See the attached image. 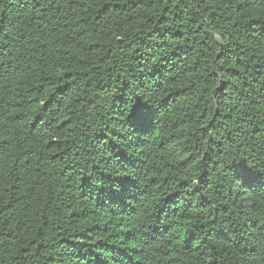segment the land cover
<instances>
[{"label": "trees", "instance_id": "16d2710c", "mask_svg": "<svg viewBox=\"0 0 264 264\" xmlns=\"http://www.w3.org/2000/svg\"><path fill=\"white\" fill-rule=\"evenodd\" d=\"M0 8V132L18 153L3 161L0 264H264L256 255L264 230L247 221L250 204L233 223L240 201L232 174L221 180L217 168L229 149L264 162V19L239 14L235 0H0ZM121 66L163 105L152 136L135 147L143 195L134 212L82 196V171L72 179L101 147L106 90L119 86ZM197 181L223 190L213 191L212 208L200 207L208 193ZM145 213L162 238L151 247L143 241L152 231L141 236L137 221ZM200 217L214 224L180 223ZM206 232L215 253L202 247Z\"/></svg>", "mask_w": 264, "mask_h": 264}, {"label": "snow or ice", "instance_id": "6c2138e0", "mask_svg": "<svg viewBox=\"0 0 264 264\" xmlns=\"http://www.w3.org/2000/svg\"><path fill=\"white\" fill-rule=\"evenodd\" d=\"M106 2L111 3L112 0H106ZM117 2L127 3V0H117ZM235 2L239 14L250 15L252 19L256 20L264 19V0H235ZM79 3L94 4L96 0H79ZM2 11L3 9L0 8V12ZM256 11H259L261 15H253ZM2 32L3 28L0 27V33ZM217 43H220L219 39H217ZM222 47L225 48V56L230 58V54L227 53L230 42L225 41ZM4 51V44L0 43V76L3 75L5 68ZM140 71L143 72L144 69L141 68ZM119 72L124 77L117 79L116 84L119 86L115 87L114 91L112 87L106 90L107 96L104 104H107L111 110L100 116L103 127L98 128L100 134L96 140L101 147L86 153V158L81 159L75 166L79 171L75 172L72 179L75 181L76 177H80L82 171L84 175L80 177L79 188L82 196L89 200L95 199L101 207L111 209L113 206H117L121 211L131 208L134 212L132 201L136 200L138 195H143L139 187L141 179V169L137 167L139 160L138 157L133 158L135 147L148 142L147 138L151 137L156 129L159 112L163 105L156 106L157 93L143 78L138 77L135 72H129L125 66H121ZM222 72L223 68H221ZM104 116H107V120L104 119ZM89 131H91V126H89ZM11 148L12 138L0 132V185L3 183L5 157L18 155V153H10ZM217 168L221 180H224L228 173L232 174L230 187L236 189L234 200L240 201L236 206L237 219L233 223H239V217L244 212L245 206L250 204L251 209L250 214L246 217L247 221L253 227L260 225V229L264 230V224H261L264 214H256L258 209L260 213H264V195H261L264 193V162L258 164L256 159L246 153L234 155L229 149L221 154ZM196 191L208 193L200 207L207 205L209 208H212L213 191L217 196H222L223 192L219 186L210 188L200 184L199 181L196 182ZM229 195L231 196L232 193L230 192ZM211 216L212 212H209L207 217ZM207 217H200L199 220L181 219L180 223H200L205 226L214 224V220H209ZM151 219L147 213L143 215V218L137 216L140 235L145 236L147 232L152 231V234L147 235L143 241L148 247L160 243L162 239L157 232L151 230ZM166 231L167 229H165ZM211 235V232L205 233L206 238L202 242V247L211 249L215 253L216 245L209 243ZM131 247L135 248L136 245L133 244ZM236 247H240L239 242ZM256 255L264 259V249L256 252Z\"/></svg>", "mask_w": 264, "mask_h": 264}]
</instances>
